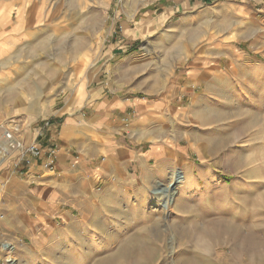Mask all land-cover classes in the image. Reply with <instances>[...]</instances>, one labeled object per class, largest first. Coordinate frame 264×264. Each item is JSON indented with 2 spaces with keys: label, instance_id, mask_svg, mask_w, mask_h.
Returning a JSON list of instances; mask_svg holds the SVG:
<instances>
[{
  "label": "rangeland",
  "instance_id": "1",
  "mask_svg": "<svg viewBox=\"0 0 264 264\" xmlns=\"http://www.w3.org/2000/svg\"><path fill=\"white\" fill-rule=\"evenodd\" d=\"M182 5L0 0L24 35L0 59V141L16 127L28 144L84 94L162 104L154 125L144 109L122 117L134 158L108 178V200L38 205L0 224V264H264L250 257L264 251V0ZM18 162L0 154V170ZM23 166L19 195L44 181ZM175 168L185 179L165 214L155 190Z\"/></svg>",
  "mask_w": 264,
  "mask_h": 264
},
{
  "label": "crops",
  "instance_id": "2",
  "mask_svg": "<svg viewBox=\"0 0 264 264\" xmlns=\"http://www.w3.org/2000/svg\"><path fill=\"white\" fill-rule=\"evenodd\" d=\"M181 1L185 8L190 6L191 1L199 6L208 0ZM11 21L8 11L0 13V42L6 44L0 59L10 55L24 37L21 21L15 24ZM15 30V38L10 39L7 35ZM195 76L196 80H201L205 75ZM161 106L156 101L148 105L131 102L118 94H84L73 103L60 105L53 111L49 127H40L35 129L34 135H25L28 144L35 143L42 148L53 143L58 146L53 177L45 172L40 173L41 169L36 165L31 166L28 172L41 174L43 184L32 186L30 183L24 195H19L18 176L14 175L13 170H0V224H16L18 217L36 211L38 205L51 207L58 201L91 204L100 197L108 200V178L122 173L128 167L129 159L134 158L133 153L125 147L127 135L122 130V117L127 110L132 109L139 115L144 109L146 120L154 125ZM132 124L140 131L146 127L144 121L138 118ZM94 187L102 188L103 193L96 197ZM19 200H23V206H19Z\"/></svg>",
  "mask_w": 264,
  "mask_h": 264
},
{
  "label": "built area",
  "instance_id": "3",
  "mask_svg": "<svg viewBox=\"0 0 264 264\" xmlns=\"http://www.w3.org/2000/svg\"><path fill=\"white\" fill-rule=\"evenodd\" d=\"M18 129L12 127L7 129L3 134L4 144L0 143V154L3 157L4 148L8 149L10 152H19V162L14 165V172L18 170V165L23 164V168H19L20 172L24 171L25 174H29L28 169L31 168L36 162H40V167L46 171L53 172L56 168V157L58 148L56 145L44 149L35 143L26 144L17 136ZM5 145V146H4ZM3 152V154H2ZM11 251V249L9 250Z\"/></svg>",
  "mask_w": 264,
  "mask_h": 264
},
{
  "label": "bare ground",
  "instance_id": "4",
  "mask_svg": "<svg viewBox=\"0 0 264 264\" xmlns=\"http://www.w3.org/2000/svg\"><path fill=\"white\" fill-rule=\"evenodd\" d=\"M20 140H22V139H20ZM0 143L3 145L4 141L2 140V141H0ZM4 153H6V154H3V152H2L3 156L6 157L8 155V149L7 148H4ZM184 179H185L184 172L182 170L175 168V169H172L170 182L166 186L162 185L161 183H158L156 190H155V193L159 195V203L163 207L162 209L164 210L165 214L168 213L169 206L173 203L174 196L178 192V185H180V183H182V181ZM250 239H251L250 236L245 237L244 241L246 243H248V245H253V244H251L252 241ZM206 243H208V242H206ZM11 250L13 251V249H11ZM250 257L256 259V261L259 263V261L264 260V251L261 252L255 248H253V250L250 252ZM252 261H255V260L252 259Z\"/></svg>",
  "mask_w": 264,
  "mask_h": 264
}]
</instances>
